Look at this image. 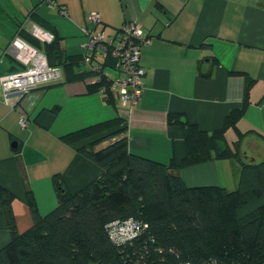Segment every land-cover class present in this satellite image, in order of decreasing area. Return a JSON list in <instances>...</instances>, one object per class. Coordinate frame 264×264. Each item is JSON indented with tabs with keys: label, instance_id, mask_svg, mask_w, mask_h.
Instances as JSON below:
<instances>
[{
	"label": "crops",
	"instance_id": "1",
	"mask_svg": "<svg viewBox=\"0 0 264 264\" xmlns=\"http://www.w3.org/2000/svg\"><path fill=\"white\" fill-rule=\"evenodd\" d=\"M92 11L100 14V22L88 19ZM20 21L25 32L30 22L53 30L65 55L85 53L90 58L91 50L81 46L85 29L114 36L126 21L140 23L148 41L140 56L144 91L131 108L120 105L117 98L114 104L104 98V86L88 92L87 84L97 75L66 79L63 69L60 81L23 94L4 95L0 89V186L13 194L10 205L18 231L32 224L26 189L31 190L38 212L45 215L57 203L53 174L61 173L67 187L77 191L102 173L79 151L93 137L71 142L63 139L65 134L122 116L131 153L161 163L179 161L185 153L184 132L167 122V113L182 112L210 132L240 105L245 76L255 81L236 123L244 134L239 147L246 159L264 158V0H0V75L19 65L9 46L21 36ZM89 66L84 58L74 69L79 72ZM104 71L109 80L121 75L111 65H105ZM24 114L29 121L22 128L19 119ZM224 135L230 145L237 139L231 127ZM238 169L234 157L207 159L182 166L180 175L188 186L229 189L237 186ZM8 240L0 201V247Z\"/></svg>",
	"mask_w": 264,
	"mask_h": 264
},
{
	"label": "trees",
	"instance_id": "2",
	"mask_svg": "<svg viewBox=\"0 0 264 264\" xmlns=\"http://www.w3.org/2000/svg\"><path fill=\"white\" fill-rule=\"evenodd\" d=\"M21 23L20 37L41 50L50 65L61 67L66 79L97 75L87 84L88 92L104 86V98L115 103L117 94L110 90L108 76L91 66L75 71L74 66L86 59L85 53L65 55L53 30L34 22L53 34V39L44 43L29 30L25 32ZM90 54L102 63L96 52ZM245 79L240 105L210 132L182 112L167 113V122L184 132L185 153L179 161L161 163L131 153L122 116L65 134L63 139L71 142L93 137L79 151L99 165L102 173L77 191L67 187L61 173L53 174L57 203L45 215L38 212L31 190L26 189L32 224L22 232L16 227L10 205L13 194L0 186L9 232L8 242L0 247V264H264V158H244L239 147L244 134L236 129L255 81L249 76ZM230 127L237 131L232 145L224 135ZM231 157L239 161L238 183L233 189L188 186L180 175L182 166ZM258 201L256 207L240 214L244 206ZM132 222L141 227L130 229ZM119 228L129 229L126 237L113 239L111 230Z\"/></svg>",
	"mask_w": 264,
	"mask_h": 264
},
{
	"label": "built area",
	"instance_id": "3",
	"mask_svg": "<svg viewBox=\"0 0 264 264\" xmlns=\"http://www.w3.org/2000/svg\"><path fill=\"white\" fill-rule=\"evenodd\" d=\"M60 11H63L62 8ZM88 19L94 23L101 21L100 14L92 11ZM29 32L39 41L48 43L53 39V34L40 25L30 22ZM86 40L82 42V48L91 50L100 55L102 63L96 59L86 57L89 65L100 73L107 76L104 66L111 65L120 70L121 75L110 80V90L117 94L119 104L131 108L135 105L144 91L143 77L144 68L140 62L141 47L148 41L143 34L140 23L126 21L117 30L116 35L109 36L103 31L85 29ZM9 51L18 62L14 70L0 75V89L7 95L9 93L23 94L33 88L49 83L58 82L62 79V70L59 66L50 65L45 54L29 44L19 36H15L9 46ZM104 90V87L101 88ZM28 118L21 115L19 124L26 126ZM140 228L141 225L132 222L128 226ZM128 228L111 230V237L122 240L126 237Z\"/></svg>",
	"mask_w": 264,
	"mask_h": 264
},
{
	"label": "rangeland",
	"instance_id": "4",
	"mask_svg": "<svg viewBox=\"0 0 264 264\" xmlns=\"http://www.w3.org/2000/svg\"><path fill=\"white\" fill-rule=\"evenodd\" d=\"M17 15H18V14H17ZM19 17H21V16L19 15ZM43 46H44V44L42 43V44H41V47H43ZM99 59H100V57H99ZM229 187H230V186H229ZM231 187H232V186H231ZM231 187H230L229 189H233V188H231ZM254 204H255V202H252V203H250V204L244 206V207L240 210V214L246 213V212L250 211L251 209H253L254 207H256V206H254ZM91 264H98V263L95 262V261H92Z\"/></svg>",
	"mask_w": 264,
	"mask_h": 264
}]
</instances>
